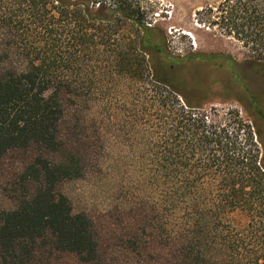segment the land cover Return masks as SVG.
Segmentation results:
<instances>
[{
	"label": "trees",
	"instance_id": "16d2710c",
	"mask_svg": "<svg viewBox=\"0 0 264 264\" xmlns=\"http://www.w3.org/2000/svg\"><path fill=\"white\" fill-rule=\"evenodd\" d=\"M196 14L212 34L241 43L240 62L172 55L137 0H0V163L10 199L0 210V264H264V129L182 90L192 62L235 81L251 71L264 86V0H214ZM79 95L114 109L118 131L128 126L132 144H143L131 146L130 170L115 160L117 199L99 222L62 189L107 155L67 101ZM11 152L23 158L5 164Z\"/></svg>",
	"mask_w": 264,
	"mask_h": 264
},
{
	"label": "rangeland",
	"instance_id": "374dc122",
	"mask_svg": "<svg viewBox=\"0 0 264 264\" xmlns=\"http://www.w3.org/2000/svg\"><path fill=\"white\" fill-rule=\"evenodd\" d=\"M143 13L146 25H152L159 28L164 34L168 52L172 55L183 57L185 55L222 53L230 55L237 62L243 58L241 43L235 39L212 34L207 30V23L203 25L197 20V11L201 10L203 5L212 4L214 0H137ZM118 27H123L125 21L118 19ZM125 28V26L123 27ZM210 66L202 63L192 62L182 67L184 70L185 83L182 90H189L198 96V99L206 109L215 108L219 114L238 115L242 119L251 122L254 129L256 127L264 129V123L256 116L257 110L264 113V86L254 77V72L241 71V78L235 81L231 76H219L215 70L208 71ZM209 77V78H208ZM71 107L74 104L78 106L76 113L79 118H86L91 125L89 134L92 141L97 145L96 151L101 154L103 147L107 155L100 168L87 172L78 179L68 180L62 184L64 193L69 197L75 211H84L96 222H99L101 216L107 209L113 208L117 199L116 172L113 169L115 160L121 157L122 161L130 170L132 159L130 157L131 146L134 147L133 139L129 133L128 126L121 134L118 129L120 122L113 120L117 112L112 108L98 109L95 102L89 96L79 95L67 100ZM131 107L125 115H118L124 118L132 115ZM139 111V115L146 113ZM103 112V113H101ZM111 118L110 122L107 119ZM93 125V126H92ZM104 126L103 134L100 127ZM106 126V127H105ZM262 143H264V130L261 131ZM136 146L142 147L140 143ZM135 146V147H136ZM103 150V151H104ZM104 153V152H103ZM22 153L11 152L6 155L4 163H17L22 159ZM124 178L127 173H122ZM7 178L1 172L0 163V210L10 206L9 185ZM99 224V223H98ZM65 264L72 263V259H61Z\"/></svg>",
	"mask_w": 264,
	"mask_h": 264
},
{
	"label": "flooded vegetation",
	"instance_id": "af4514ba",
	"mask_svg": "<svg viewBox=\"0 0 264 264\" xmlns=\"http://www.w3.org/2000/svg\"><path fill=\"white\" fill-rule=\"evenodd\" d=\"M199 63H200V62H198V64H199ZM201 63L204 64L203 62H201ZM209 66H210L209 69H208L209 72L212 71V70H215V67H214V66H212V65H209ZM216 71H217V74H218L219 76L223 75V73L227 75V78H228L229 76H231V75L229 74V71H228V70H224V69H216Z\"/></svg>",
	"mask_w": 264,
	"mask_h": 264
}]
</instances>
